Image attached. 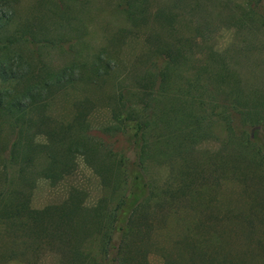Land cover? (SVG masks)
Instances as JSON below:
<instances>
[{
  "label": "trees",
  "instance_id": "1",
  "mask_svg": "<svg viewBox=\"0 0 264 264\" xmlns=\"http://www.w3.org/2000/svg\"><path fill=\"white\" fill-rule=\"evenodd\" d=\"M13 1L0 0V134L2 129L10 131L13 142L22 147L41 137L47 144H62L66 153L55 161L46 156L36 170L17 171L15 187L8 184L9 169H0V238L5 239L0 264H29L41 254L50 255L55 264H148L142 242L153 232L156 219L176 214L174 200L196 196L194 178L227 171L242 183L256 184L264 196V86L246 87L229 69L224 52L209 49L204 56L193 38L195 23L191 32L177 37L176 6L148 9L145 0H120L130 27L144 30L142 53L135 59L136 64L142 61V70L132 75L133 90L118 91L108 119L90 129L80 108H75L71 120L51 124L50 92L73 86L77 79L72 66L36 76L30 75V61L19 54L1 55L21 45L44 44L22 25L15 27ZM170 1H182L190 11L199 3ZM257 3L226 19L264 34V9ZM148 18L168 34L167 39L153 32ZM85 66L97 80L112 72L116 62L100 54ZM183 66L186 75L178 73ZM212 123H219L225 136L203 167L194 155L214 136ZM117 136H125L126 149L114 151L104 145L105 138ZM76 157L97 177L99 197L86 205L82 190L70 187L65 198L72 211L70 221L55 217L44 222L41 212L29 204L32 176L55 186L74 173ZM258 210L243 217L246 225L255 219L264 223V199ZM256 244L264 250V239L258 238ZM191 248L200 255L196 242ZM186 264L197 263L191 258ZM216 264L235 263L221 258Z\"/></svg>",
  "mask_w": 264,
  "mask_h": 264
},
{
  "label": "rangeland",
  "instance_id": "2",
  "mask_svg": "<svg viewBox=\"0 0 264 264\" xmlns=\"http://www.w3.org/2000/svg\"><path fill=\"white\" fill-rule=\"evenodd\" d=\"M145 1L148 9L176 6L174 11L179 16L177 37L188 34L190 27L194 26L193 38L204 56L209 49L224 52L229 69L237 72L246 87L264 86V34L238 27L226 19L230 13L241 14L256 0H198L191 11L182 1L180 4H170V0ZM257 5L264 9V0H258ZM10 8L15 27L22 25V29L27 28L44 44L21 45L1 55L19 54L22 59L30 61V75L36 76L72 66L77 79L70 88L51 90L48 99V110L54 122L51 124L71 120L75 108L84 111L90 129L104 123L118 91L133 90L132 75L141 73L142 61L136 64L135 59L144 46L142 26L130 27L120 0H15ZM147 24L154 27L153 32L159 33L163 39L168 38L152 18H148ZM122 29L130 31L126 33ZM100 54L114 59L116 67L93 80L85 65ZM178 73L186 75L185 66L180 67ZM34 77L32 82L36 80ZM214 105L217 113L219 104ZM237 123L240 124L236 119L235 125ZM211 129L214 136L199 145L194 155L202 165L206 157L217 153L225 136L219 123H212ZM104 142L114 151L127 148L125 136L107 137ZM23 145L13 142L10 131L1 130L0 169L5 167L11 172L8 183L11 187L18 184L17 171L36 170L44 164L46 156L55 161L66 153L62 144H47L41 137L36 138L31 146ZM75 164L74 173L55 186L33 174L34 187L29 204L41 212L44 222L49 223L55 217L64 223L70 221L72 211L65 203L70 187L82 190L86 205H91L99 197L97 177L80 157H76ZM176 165L179 162L176 161ZM196 168L205 170L200 166ZM192 183L197 190L196 196L174 200L178 206L176 214L163 221L156 219L153 232L142 242L147 263L186 264L192 258L197 264H216L223 258L235 264H264V250L256 244L258 238L264 239V223L255 219L248 226L243 220V217L259 211L258 202L263 201L264 196L258 186L253 182L242 183L223 170L216 171L211 178H194ZM2 187L0 179V190ZM4 241L0 238V246ZM200 241L203 242L197 245ZM193 242H196L199 256L191 248ZM8 264L25 263L11 261ZM29 264H55V259L48 254L44 258L41 254Z\"/></svg>",
  "mask_w": 264,
  "mask_h": 264
}]
</instances>
